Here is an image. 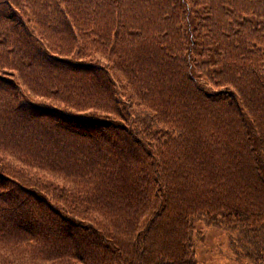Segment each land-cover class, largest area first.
<instances>
[{
  "label": "trees",
  "instance_id": "trees-1",
  "mask_svg": "<svg viewBox=\"0 0 264 264\" xmlns=\"http://www.w3.org/2000/svg\"><path fill=\"white\" fill-rule=\"evenodd\" d=\"M264 264V0H0V264Z\"/></svg>",
  "mask_w": 264,
  "mask_h": 264
},
{
  "label": "rangeland",
  "instance_id": "rangeland-1",
  "mask_svg": "<svg viewBox=\"0 0 264 264\" xmlns=\"http://www.w3.org/2000/svg\"><path fill=\"white\" fill-rule=\"evenodd\" d=\"M197 229L204 233V241L197 247V259L206 264H236L228 235L220 230L206 228L202 223Z\"/></svg>",
  "mask_w": 264,
  "mask_h": 264
}]
</instances>
